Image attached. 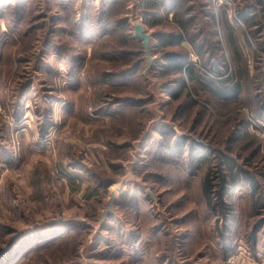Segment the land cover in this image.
<instances>
[{
	"label": "rangeland",
	"instance_id": "1",
	"mask_svg": "<svg viewBox=\"0 0 264 264\" xmlns=\"http://www.w3.org/2000/svg\"><path fill=\"white\" fill-rule=\"evenodd\" d=\"M234 263L264 264V0H0V264Z\"/></svg>",
	"mask_w": 264,
	"mask_h": 264
},
{
	"label": "water",
	"instance_id": "2",
	"mask_svg": "<svg viewBox=\"0 0 264 264\" xmlns=\"http://www.w3.org/2000/svg\"><path fill=\"white\" fill-rule=\"evenodd\" d=\"M133 37L141 40L143 53L146 54V57L149 60V66L153 63V57L148 53V42L152 39L151 34H149L145 29L142 23H135L133 25ZM116 194L111 193L109 199L107 200V208L102 212L101 221L99 222V227L102 223L106 221V215L112 214L114 211V200Z\"/></svg>",
	"mask_w": 264,
	"mask_h": 264
},
{
	"label": "trees",
	"instance_id": "3",
	"mask_svg": "<svg viewBox=\"0 0 264 264\" xmlns=\"http://www.w3.org/2000/svg\"><path fill=\"white\" fill-rule=\"evenodd\" d=\"M184 1V0H183ZM146 5L147 6H151V4H149V2L148 3H146ZM171 13H172V16L173 17H176V18H178V26H179V28L182 30V31H186L187 30V28H188V21H186V20H183L182 19V14H185V11L183 10H179L178 9V11H171ZM176 55H173V57H175ZM172 66V67H174L175 69H178V67H179V62L177 61V60H175L174 58H170V59H168L167 60V62H166V66ZM215 90L217 89V88H214ZM217 90H221V88L220 89H217ZM220 92V91H219ZM221 94V96L223 97V96H227V95H224L225 93H223V92H221L220 93ZM240 174H242V175H244L245 176V178L247 177V172L245 173V172H241ZM222 182H224V180H222ZM231 182H233V187H236L238 184H237V181H235L234 179L231 181ZM213 189H214V187H212L210 184H208V183H205V187H204V194H205V197L207 198V199H209V200H211L210 199V196H211V194H212V192H213ZM224 190H225V186H224V184H222L221 185V188H220V190H219V198H222L223 197V195H224Z\"/></svg>",
	"mask_w": 264,
	"mask_h": 264
},
{
	"label": "built area",
	"instance_id": "4",
	"mask_svg": "<svg viewBox=\"0 0 264 264\" xmlns=\"http://www.w3.org/2000/svg\"><path fill=\"white\" fill-rule=\"evenodd\" d=\"M233 263V262H232ZM235 264V263H234Z\"/></svg>",
	"mask_w": 264,
	"mask_h": 264
}]
</instances>
